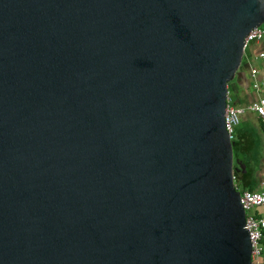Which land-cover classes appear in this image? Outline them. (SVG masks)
I'll return each mask as SVG.
<instances>
[{
	"label": "water",
	"instance_id": "1",
	"mask_svg": "<svg viewBox=\"0 0 264 264\" xmlns=\"http://www.w3.org/2000/svg\"><path fill=\"white\" fill-rule=\"evenodd\" d=\"M264 0H0V264H252L223 124Z\"/></svg>",
	"mask_w": 264,
	"mask_h": 264
},
{
	"label": "crops",
	"instance_id": "2",
	"mask_svg": "<svg viewBox=\"0 0 264 264\" xmlns=\"http://www.w3.org/2000/svg\"><path fill=\"white\" fill-rule=\"evenodd\" d=\"M264 29V27H262ZM264 34L259 41L250 42L245 46L240 67L235 78L228 84V96L232 105L245 107L259 97L264 99ZM254 71V79L250 72ZM259 85L258 91L252 88L253 82ZM233 153L243 163L241 181L234 185L239 192H264V130L260 120L252 113L245 112L239 119L233 133ZM256 215H264V206L254 210ZM262 248L257 264H264V232L260 240Z\"/></svg>",
	"mask_w": 264,
	"mask_h": 264
},
{
	"label": "built area",
	"instance_id": "3",
	"mask_svg": "<svg viewBox=\"0 0 264 264\" xmlns=\"http://www.w3.org/2000/svg\"><path fill=\"white\" fill-rule=\"evenodd\" d=\"M263 34L264 29L261 27L249 31L243 40L244 46H246L250 42L259 41ZM259 57L264 59V54H260ZM254 76V71H251L250 77L254 79ZM258 85L259 84L254 81L252 84V88L255 91H258ZM245 112L254 114L260 120L262 129L264 130L263 98L259 97L255 102L245 107H236L232 105L231 99L228 95H226L223 124L224 130L229 140H232L234 129L237 127L240 117ZM232 180L235 190L238 191L236 186L234 185V177H232ZM239 204L244 212V229L248 234V240L250 244V260L252 264H257L258 257L260 256L262 251L260 240L264 232V215H256L254 213V210L264 206V192H239Z\"/></svg>",
	"mask_w": 264,
	"mask_h": 264
},
{
	"label": "trees",
	"instance_id": "4",
	"mask_svg": "<svg viewBox=\"0 0 264 264\" xmlns=\"http://www.w3.org/2000/svg\"><path fill=\"white\" fill-rule=\"evenodd\" d=\"M233 155H234V157H236V155L234 153H233ZM233 177H234V180H235L236 184L238 185L239 182L241 181L243 175L240 174V173H237V174H233Z\"/></svg>",
	"mask_w": 264,
	"mask_h": 264
},
{
	"label": "rangeland",
	"instance_id": "5",
	"mask_svg": "<svg viewBox=\"0 0 264 264\" xmlns=\"http://www.w3.org/2000/svg\"><path fill=\"white\" fill-rule=\"evenodd\" d=\"M261 27H264V23L261 25Z\"/></svg>",
	"mask_w": 264,
	"mask_h": 264
}]
</instances>
